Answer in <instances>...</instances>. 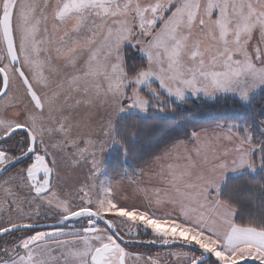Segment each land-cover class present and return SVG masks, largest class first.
<instances>
[{
	"label": "snow or ice",
	"instance_id": "obj_1",
	"mask_svg": "<svg viewBox=\"0 0 264 264\" xmlns=\"http://www.w3.org/2000/svg\"><path fill=\"white\" fill-rule=\"evenodd\" d=\"M0 264H264V0H0Z\"/></svg>",
	"mask_w": 264,
	"mask_h": 264
},
{
	"label": "trees",
	"instance_id": "obj_2",
	"mask_svg": "<svg viewBox=\"0 0 264 264\" xmlns=\"http://www.w3.org/2000/svg\"><path fill=\"white\" fill-rule=\"evenodd\" d=\"M227 103H231L230 101ZM191 109L190 120L186 127L191 128L198 127H211L216 123H230L237 122L243 123L246 121L248 113L235 107L224 108L220 105H214L211 101L208 102H195L193 105H189ZM162 125V122H160ZM168 130L166 127H152L147 129L144 136V143L152 145V150H158L160 147H164L168 142Z\"/></svg>",
	"mask_w": 264,
	"mask_h": 264
}]
</instances>
